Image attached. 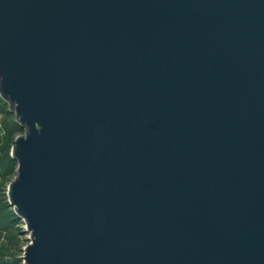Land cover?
Returning <instances> with one entry per match:
<instances>
[{"label":"water","instance_id":"obj_1","mask_svg":"<svg viewBox=\"0 0 264 264\" xmlns=\"http://www.w3.org/2000/svg\"><path fill=\"white\" fill-rule=\"evenodd\" d=\"M26 264H264V0H0Z\"/></svg>","mask_w":264,"mask_h":264},{"label":"rangeland","instance_id":"obj_2","mask_svg":"<svg viewBox=\"0 0 264 264\" xmlns=\"http://www.w3.org/2000/svg\"><path fill=\"white\" fill-rule=\"evenodd\" d=\"M25 130L17 122L9 104L0 95V264H26L25 248L31 243L24 219L10 205L9 185L17 175L13 158L15 139Z\"/></svg>","mask_w":264,"mask_h":264}]
</instances>
